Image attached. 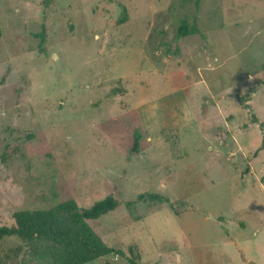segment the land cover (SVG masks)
Instances as JSON below:
<instances>
[{
	"label": "rangeland",
	"instance_id": "1",
	"mask_svg": "<svg viewBox=\"0 0 264 264\" xmlns=\"http://www.w3.org/2000/svg\"><path fill=\"white\" fill-rule=\"evenodd\" d=\"M0 28V226L112 196L124 256L87 264H264V0H0Z\"/></svg>",
	"mask_w": 264,
	"mask_h": 264
},
{
	"label": "trees",
	"instance_id": "2",
	"mask_svg": "<svg viewBox=\"0 0 264 264\" xmlns=\"http://www.w3.org/2000/svg\"><path fill=\"white\" fill-rule=\"evenodd\" d=\"M190 32H197L196 25L190 29L184 23L177 28L176 37L186 36ZM137 147L138 138L135 137L133 151ZM139 200L171 205L168 199L158 194H142ZM118 206L116 199L107 196L89 208L79 207L68 200L48 210L17 211L13 214V226H0V240L16 236L26 244L47 246L44 254L50 264H87L107 255L124 256L121 250L106 246L99 234L98 221ZM137 259L129 249L128 264H138ZM103 261L110 264L107 260Z\"/></svg>",
	"mask_w": 264,
	"mask_h": 264
}]
</instances>
